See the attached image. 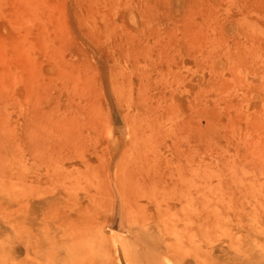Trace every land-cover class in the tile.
<instances>
[{"label": "rangeland", "instance_id": "1", "mask_svg": "<svg viewBox=\"0 0 264 264\" xmlns=\"http://www.w3.org/2000/svg\"><path fill=\"white\" fill-rule=\"evenodd\" d=\"M95 1L0 0V181L10 154L63 142L67 131L88 137L82 147L122 146L132 128L190 106L181 121L199 133L207 186L234 206L219 211L227 235L207 221L209 253L229 245L235 255L232 239L263 241L264 212L249 225L245 193L264 181V0H179L177 9L169 0ZM15 164L21 173L19 156ZM255 200L264 204V190ZM11 205L0 195V264H28Z\"/></svg>", "mask_w": 264, "mask_h": 264}, {"label": "bare ground", "instance_id": "2", "mask_svg": "<svg viewBox=\"0 0 264 264\" xmlns=\"http://www.w3.org/2000/svg\"><path fill=\"white\" fill-rule=\"evenodd\" d=\"M178 1L169 0L174 9ZM20 3L4 0L1 6ZM90 15L87 11L86 18ZM114 75L116 88L119 75ZM182 111L170 121L156 116L154 125L132 128L122 146L82 147L88 137L67 131L63 142L7 156L11 173L0 181V195L12 199L15 245L26 247L28 264H116L118 253L129 264H264V240L256 238L245 237L242 246L232 239L235 255L229 245L227 251L209 253L207 221L227 235L219 211L234 206L228 195L207 186L201 138L193 125L181 121ZM17 156L21 173L13 165ZM248 188L251 225L264 212V204L255 200L264 181ZM209 203L213 209L208 214ZM238 210L242 213L241 206ZM258 233L264 238V227ZM119 235L122 239L115 241Z\"/></svg>", "mask_w": 264, "mask_h": 264}]
</instances>
